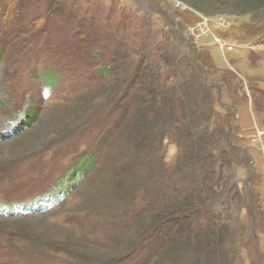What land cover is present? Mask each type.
Returning <instances> with one entry per match:
<instances>
[{
    "label": "rangeland",
    "instance_id": "rangeland-1",
    "mask_svg": "<svg viewBox=\"0 0 264 264\" xmlns=\"http://www.w3.org/2000/svg\"><path fill=\"white\" fill-rule=\"evenodd\" d=\"M196 121L212 202L175 226ZM228 205L215 258L264 264V0H0V264L193 262Z\"/></svg>",
    "mask_w": 264,
    "mask_h": 264
},
{
    "label": "trees",
    "instance_id": "trees-1",
    "mask_svg": "<svg viewBox=\"0 0 264 264\" xmlns=\"http://www.w3.org/2000/svg\"><path fill=\"white\" fill-rule=\"evenodd\" d=\"M192 5L197 7L198 4L192 3ZM157 106H158L157 100H155L153 105L151 106V108L148 110V112L145 108L143 109V111L145 112V118H144L145 121L148 120L147 115L148 116L152 115L153 111L156 109ZM167 109H169V113H168ZM174 110H175V107H173V105H171L169 102L168 107L162 106L157 111H158L159 115H161V114L163 115L164 112L169 114L170 119L168 121L171 122L172 121V115H173V113H175ZM153 116H155V115H153ZM147 122L149 123V124H147L149 126V134L150 135L152 134V136H156V135L160 136L162 134H165V132L169 128V125L168 126L164 125V127L161 128L158 126L159 123H155L152 120H151L152 123L150 122V120H148ZM205 123L206 124L203 127V129H201L200 126L199 127L197 126V124H198L197 121L195 122L196 130L193 131L192 138L190 139L189 144L185 145V147H184L186 153H184L183 156L185 157V159L183 160V157H182V159L179 160V166L180 165L182 166L183 162L190 163L192 165L193 169L198 170V168H199V170H201L200 171L201 174L199 173L196 175V178L194 179V181L196 183H193L192 181H190V183L181 192H179V196L177 197L176 204H175L176 209L171 214L174 215L176 213V215H178L180 213H182V214L186 213V216L185 217L184 216L183 217L178 216L176 218V220L173 222V225H175V226L180 225V223H184V221H188L186 224L190 225V227H191L193 225V220H195L199 216L198 211L200 208H198V207H200L202 204H205V202L206 203L212 202V201H208L209 200L208 195H207V187L208 186H206V184L210 181L211 178H213V175H215L216 173H213L209 176L207 175L206 178H202V176L204 175V173H203L204 170H208V169L213 170V167H214V165H216L217 161H215V159H213L214 155L210 154V157L212 158L210 160H212V162H210L209 167L205 168V165H206L205 161H207V159L204 160L201 167L199 166V164L205 158L206 153L210 149H214L213 143H215L216 140L219 137H221L222 134H224V132L222 130L220 131L219 129H215V130L211 131V122L209 121V123H208L206 121ZM211 137H212V139H211ZM147 144H149V143H147ZM153 145H154V143L151 144L152 147H153ZM208 161H209V159H208ZM228 163H231L230 159L228 160ZM230 165L231 164L228 165L229 168L231 167ZM215 170L216 169H214L213 171L215 172ZM220 195L221 194L219 192H216V194L213 195L211 199L214 200V199H216L215 197H218ZM228 203H232V199ZM231 206L232 205H228L226 207L227 210H225V212L223 214L224 217H221L219 219L218 223L216 224V226L214 227L215 233H216V231L217 232L219 231L218 235H220V239L217 238L215 240L213 238L214 240H212L211 242L208 243V237H205L206 241H207L206 247L208 248V252L205 253L206 255H204V257L203 256L196 257V260H192L193 262H189L190 255H183L182 256L183 264H220L222 262L221 261L222 258L225 259L224 253H223V256L220 255L219 260H217L218 258H215V257H217L216 256V251H217L216 246L220 248V246L223 244V238L225 236H227L226 231L229 232L228 227L231 226V224L228 222V220H230V215L225 217V214L227 213V211H229L231 209ZM196 209H198V210L196 211ZM195 212H197L196 215H194ZM191 219H192V221H189ZM184 233H185V235H183L181 237V240L183 241L182 246L185 247V252L189 251V250L192 251L193 247L197 245L195 242V238L192 237V231H190V229H188L187 233L186 232H184ZM209 235H210V233H209ZM202 239H203V237L200 236L199 240L201 241ZM212 247H213V249H212ZM220 249L222 250V247ZM172 250H174V245L170 246V249L167 251V255ZM211 254H212V256H211ZM227 255H228V253H227ZM226 258H227V256H226ZM168 263H170V262H168Z\"/></svg>",
    "mask_w": 264,
    "mask_h": 264
},
{
    "label": "crops",
    "instance_id": "crops-1",
    "mask_svg": "<svg viewBox=\"0 0 264 264\" xmlns=\"http://www.w3.org/2000/svg\"><path fill=\"white\" fill-rule=\"evenodd\" d=\"M244 91V90H243Z\"/></svg>",
    "mask_w": 264,
    "mask_h": 264
}]
</instances>
